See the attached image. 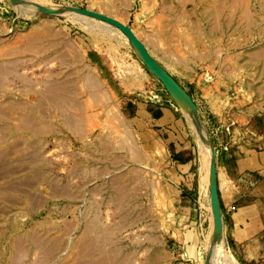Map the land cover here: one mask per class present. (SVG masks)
Segmentation results:
<instances>
[{"label":"rangeland","instance_id":"obj_1","mask_svg":"<svg viewBox=\"0 0 264 264\" xmlns=\"http://www.w3.org/2000/svg\"><path fill=\"white\" fill-rule=\"evenodd\" d=\"M70 7L135 28L195 114L118 29ZM142 103L181 120L195 153L189 185L141 138L129 108ZM208 140L217 169L225 153L253 162L239 194L262 223L247 240L228 231L234 210L221 207L222 228L214 220ZM260 154L264 0H0V264H264Z\"/></svg>","mask_w":264,"mask_h":264},{"label":"crops","instance_id":"obj_2","mask_svg":"<svg viewBox=\"0 0 264 264\" xmlns=\"http://www.w3.org/2000/svg\"><path fill=\"white\" fill-rule=\"evenodd\" d=\"M151 53V52H150ZM159 98L157 94H152V99ZM140 110L129 108L136 113V123L140 127V136L147 144V147H160L169 154V159L165 168L168 178L174 183L189 185L194 174V149L191 143L182 136L183 131L178 129L182 123L179 117L170 108L155 104L142 103ZM135 112V113H134ZM150 126L152 129H150ZM203 155L207 166L206 190L205 194L209 196L210 179L209 165ZM264 155L260 154V157ZM253 162L248 158H243L236 153H225L221 157V165L218 167V186L219 201L222 210L227 214L232 213L230 222L227 224L228 231L236 241H244L251 238L261 230V219L254 215L251 203L243 200L239 194L240 182L251 170ZM261 168V165L258 166ZM187 197H183V203ZM181 200V203H182ZM197 230L193 229L191 233L192 245L188 246L189 257L198 261L200 256V238Z\"/></svg>","mask_w":264,"mask_h":264},{"label":"water","instance_id":"obj_3","mask_svg":"<svg viewBox=\"0 0 264 264\" xmlns=\"http://www.w3.org/2000/svg\"><path fill=\"white\" fill-rule=\"evenodd\" d=\"M11 2L12 4L15 3L14 0H11ZM40 7L42 8H39L38 10H40L43 13H46L48 15H59L58 12H56L55 10L48 9L47 7H43V6H40ZM63 9H68L71 12L81 15L83 17L96 19L98 21L104 22L118 29L121 33H123L127 37L132 48L135 50L137 56L139 57L143 65L147 68V70L151 74H153L163 84V86L169 91V93H170V90L177 91L178 93H182L183 95L187 96V98L191 101L187 93L167 73V71L161 66V64L152 56V54L149 52L145 44L135 35L131 27L119 22L118 20L112 17H109L107 15H104L98 12L90 11L87 9H79V8H72V7L63 8ZM193 106H194L193 114H195L196 107L194 104ZM208 142H209V145L212 151L211 160H210V178H211V183H210V188H209L210 200H211V205L214 209V220L216 216H219L221 219V228H222L221 206H220V201H219L218 172H217V167L215 165V156L212 150V146L209 140ZM221 233H222V230H221Z\"/></svg>","mask_w":264,"mask_h":264},{"label":"bare ground","instance_id":"obj_4","mask_svg":"<svg viewBox=\"0 0 264 264\" xmlns=\"http://www.w3.org/2000/svg\"><path fill=\"white\" fill-rule=\"evenodd\" d=\"M14 2H16V0H14ZM45 9H47V8H45ZM52 10V9H51ZM56 12H58V14H59V11L58 10H55ZM61 12H63L62 10H61ZM67 12V11H66ZM94 12H98V11H94ZM68 13H69V11H68ZM98 13H101V14H103L102 12H98ZM65 14V13H64ZM104 15H106V14H104ZM81 16V15H80ZM107 16H109V15H107ZM109 17H111V16H109ZM88 18V17H87ZM112 18H114V19H116V20H118L119 22H121V23H123V24H125V21L121 18V17H112ZM132 30H133V32L135 33V35L142 41V39H141V37H140V35L138 34V32H137V30L135 29V28H131ZM121 33V32H120ZM122 34V36H124V37H126L123 33H121ZM127 38V37H126ZM128 40V39H127ZM128 42H129V40H128ZM143 42V41H142ZM130 43V42H129ZM144 43V42H143ZM145 44V43H144ZM131 45V44H130ZM146 46V45H145ZM148 49V48H147ZM150 52V51H149ZM153 56V55H152ZM170 93H171V95H172V97L174 98V100L176 101V103H177V105H179L181 108H182V105H183V94L182 93H178L177 91H173V90H170ZM185 98L187 99V101H188V103H189V105H190V107L193 109L194 108V106H193V104L191 103V101L187 98V96H185ZM210 148V147H209ZM209 161H210V157H211V150L209 149ZM210 183H211V178H210ZM220 218V217H219Z\"/></svg>","mask_w":264,"mask_h":264}]
</instances>
